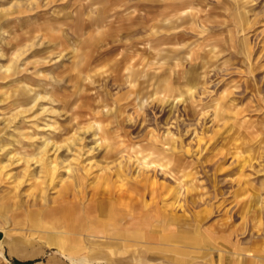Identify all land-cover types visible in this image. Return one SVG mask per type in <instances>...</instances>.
<instances>
[{"label":"rangeland","instance_id":"obj_1","mask_svg":"<svg viewBox=\"0 0 264 264\" xmlns=\"http://www.w3.org/2000/svg\"><path fill=\"white\" fill-rule=\"evenodd\" d=\"M0 264H264V0H0Z\"/></svg>","mask_w":264,"mask_h":264},{"label":"crops","instance_id":"obj_2","mask_svg":"<svg viewBox=\"0 0 264 264\" xmlns=\"http://www.w3.org/2000/svg\"><path fill=\"white\" fill-rule=\"evenodd\" d=\"M1 247H2V243H0V256H2Z\"/></svg>","mask_w":264,"mask_h":264}]
</instances>
